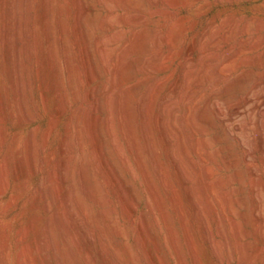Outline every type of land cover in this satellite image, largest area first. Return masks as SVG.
Returning a JSON list of instances; mask_svg holds the SVG:
<instances>
[{
	"label": "bare ground",
	"instance_id": "1",
	"mask_svg": "<svg viewBox=\"0 0 264 264\" xmlns=\"http://www.w3.org/2000/svg\"><path fill=\"white\" fill-rule=\"evenodd\" d=\"M32 1L33 0H0L2 7L1 13H3L1 17L2 28L0 33V46L5 55V58H2L6 61L5 74H7L10 81V91H12L11 96L13 97L12 101L15 103L14 106L17 110L15 108L14 109L18 112V121L21 125H29V123L33 120L30 115L31 113H29L26 106L27 89H25L26 84H24L23 75L26 71L33 68L35 63L38 67V69L35 68L38 70V73L45 67L48 70L46 75L50 84L49 82L46 83L44 79L45 76L39 81L40 83L38 81L37 82L40 86H43V89L41 90L44 91H47V84H49L52 93L56 97L57 104L54 109V116L51 115L53 116V119H57L64 115V112L67 109L68 96L66 94V88L76 90L79 82V68L71 67L68 56V48L65 42L66 38H63V35L65 34V26L63 23V17L66 12L65 6L57 4L58 2L56 3V0H39L38 24L41 32L40 37H38L37 30L31 26L28 16ZM92 1H102L105 5V9L108 10L107 12L109 13L102 17L99 13L95 14L93 8L86 5L85 0H71L75 10V13L73 14V32L71 34H73V39H75L77 44L76 46H78L77 48L79 49L80 56L78 55V57L80 58V68L82 69L84 81L90 88L86 92L83 99L87 103V107L78 108L75 113V122L70 120L71 122H69L66 130L67 134L59 148L61 153L60 159L57 164H55V170L53 168L54 172L50 173L52 175L48 173L50 176H46L47 178L45 179L46 188L57 192L58 196L56 198L60 199V206L58 212H54L55 214L53 213L52 217L48 216L50 219L48 218L49 220L47 219V222L42 226V228L35 233V239L33 238L31 240L32 242L36 241L39 244L40 249L38 248L34 250L36 255H38L37 259L40 264H60L62 262L63 264H70L68 262L70 254L68 257H65L68 255L67 253L69 251H66V254L64 255V250L67 247V243H65L66 234L69 236L72 243H75V245L81 241H83V243L86 242L87 245V243L90 244L94 239H96L99 248L98 253L102 258L101 263H124L122 255H125V253L123 254V251L116 247L113 243L115 241L112 240V234H120L121 229H119L114 222L113 213L110 210H103L102 213L97 211L99 213L95 214L94 209V212L91 209L92 203L95 204L100 201L104 204V198L106 197H102V194H99L101 191L98 192L101 184L96 185L94 183L96 181V179H94L96 174L93 172L92 159L96 162L95 168L99 172L102 182L106 185L113 184V186L116 187L119 200L121 202H125V200L129 198L128 197L126 199V195L129 193V190L126 189V184L123 185L122 183L119 175L121 172L118 174L115 171L116 167L114 168L113 166L115 162L112 164V161L110 162L107 160L104 154V148H110L111 146H113V148L117 147L118 141L116 139L117 137L114 126L115 117L118 116V119L122 122L124 130L129 129L128 119L131 115L129 107L131 96L128 99V94H125L127 91L124 92L122 88L126 82L132 79L135 67L132 64H125L126 59L134 52L141 55L145 54L147 52V48L152 46L156 50L150 57L143 60L141 69L147 74L151 72L156 73L159 68V61L162 57V53L160 52L161 36L158 35L154 38L150 37L148 35V29L143 31L142 29L139 31L135 30L131 33V39L118 49L116 55H114L116 46L112 48V45L118 44L123 39L124 32L121 30L122 28L129 29L145 26L147 24L144 16L146 10L157 6L159 0ZM14 3H17L15 4L18 6L17 11L14 10ZM34 4L35 3H33V5ZM117 9H120L122 13H116L115 11ZM128 11L135 12V14L127 16ZM93 13L95 17L90 20V16ZM32 25H34V23ZM113 26H118L120 29L107 34V31ZM94 30L104 32V35L100 38H95L92 36ZM232 34H234V32L230 30L220 38L221 40H224L223 38L225 36H230ZM213 36L211 39H214L217 35H215L214 38ZM38 38H40L39 43L42 56H40V62L36 60V62L32 64V57L33 55L35 56L34 46ZM145 41H148V44H146ZM262 43H264L262 40H253L249 36L240 43L236 50L230 49L228 55L219 64L216 75L214 76V79L217 80V84L219 80L223 81V90L215 92L212 96L208 95L210 99L207 97V113L212 111L213 114H215L214 117L218 118V120L224 124L223 127H227L226 131L228 130L229 134L226 136L229 138L233 135L235 137L234 139L237 138L236 140L240 143V145L238 143L240 146V148L238 147L240 154L235 158V160L231 159L228 153L224 155L225 157L222 164L224 166L225 176L220 183H216L215 186L212 184V190L210 191L211 194L215 195V201L220 209V214L216 212L215 207H213V205L207 200V186L202 187L199 180H197L194 185V193L196 192L195 195L198 196L197 199H199V205L198 207L196 206L195 219L200 220L201 218L207 217L208 214L211 218V222L215 224L214 229L216 228V234L213 236L212 233V236L209 237V243L210 248L213 250L215 262L217 264H264V47L261 46ZM23 54H26L27 56L25 60L26 65L22 58ZM96 55L102 62L103 66L106 68L111 67L110 71L105 70L106 72H110V77L106 84L100 85V87L97 88H91L94 81L97 79L98 74V68L95 61ZM204 67H206L205 63L202 64L201 69H199V73L183 78V97L186 102L191 101L193 97V88L199 84L200 75L203 72ZM232 71H237L238 73L234 77H230ZM38 73L36 74L37 76ZM208 74L209 66L207 64V80H213L215 83V80L209 78ZM143 85H145V89L142 95H139L141 92L138 91L141 86H135V88L131 89L130 92L128 91V93L129 95H132L133 93L134 96H136V98L132 97L135 99L134 104L137 106L140 114L139 116H141L138 117L139 119H142L141 130L144 133V138L146 140V149L152 158V167L154 166L153 168L158 173L159 182H161L162 188H164L163 190H165L166 194L169 196L168 199L173 206H178L175 205V203H177L175 201L176 197L173 196L174 193H171L172 191H170L169 183L166 184L168 181H165L166 178L164 177L166 175H163L162 173L163 170H161V165H159L157 161L156 149L151 139L152 130H155L158 124H161L162 127L160 128V131L162 138L165 140L164 142H166V140L168 141L169 138L177 139V147L173 150L172 156L178 157L180 161L182 160L180 163V169H182L183 172H187V169L184 168L185 164H189V166L193 169L192 163L186 161L188 156L183 147V139L177 123V107L174 104L165 102L161 107V114H154L153 106L155 105L154 102H156V94L161 88L160 80L156 79V81L152 80V82L148 80L145 81ZM239 88L242 89V93L238 96H232L231 93ZM7 96L8 95H6V97ZM7 99L8 98L5 100ZM8 104L9 103L6 104L7 107L10 106H8ZM0 105H2V102ZM7 107L6 109H8ZM1 109H3V106ZM134 111L136 114L137 110ZM1 112H4V110H1L0 113ZM131 112L133 113V110ZM198 115L187 112L184 117V122L192 123L197 120ZM18 116L16 117L18 118ZM4 117H6V115ZM209 127H211V124L207 122V129ZM128 132L129 131H127V133ZM100 133L104 134V136H106L109 140V142L106 143V146L104 145L105 143L103 144L100 141V138L102 139V137H100ZM14 137L16 138V136ZM33 138L32 131L29 133V137L25 141L26 147L24 148L26 149V155L23 153L25 157H16L18 161L14 170H11V172H14L13 175L17 181L22 177L36 173V161L34 160L36 155L34 156L35 147L33 146ZM86 139L88 141L87 143H89L88 145L91 147V153L85 149ZM212 142H214L213 139H207V160L210 162L212 161V158H214L212 152L208 151L209 144ZM165 146L166 145H164V148ZM13 147L14 146H12V148ZM74 148L76 149V155L74 154L72 156ZM23 149L20 152L25 150ZM3 168L6 169L5 167ZM174 168L176 171L175 174H178L177 172L179 171V166L177 165ZM182 179L184 178H181V180ZM185 180H187V178ZM185 180L183 181V184L186 183ZM2 183L4 182H1L0 178V195L4 192L2 189ZM21 183L23 184V179ZM19 185L21 186V184ZM218 188H220V191H218ZM44 189L40 188V190H38L39 192L37 194V198H35L34 195L37 204H41L44 201ZM192 197H190V199ZM128 203L125 205L128 206ZM42 207L43 209H46L48 206L42 204ZM35 208H37V206H35ZM127 208L133 212V206L129 205ZM176 208L174 207L175 210ZM193 209L195 210V208ZM162 214L164 213L162 212ZM178 214L180 220L184 222L186 219L184 220L183 213L182 215L181 213ZM34 220H32V222H34ZM79 220L81 221L79 222ZM136 227L139 236L143 237L142 241L145 245L144 248L148 251L147 253L149 257L152 260H155L157 255L154 253L155 250L151 248L154 242L149 238L145 222L139 223ZM166 227H168V225ZM171 227L170 229L172 230ZM184 227H186V224ZM37 229L38 228H36V230ZM171 230L167 233L172 238L168 237L173 240L172 242L170 240V242L176 247L177 241L172 236ZM184 231L187 232V229ZM1 242L2 240L0 239V264H5L3 256L4 252H2L4 249L2 250ZM188 242H190V240H188L187 243ZM67 249L69 248L67 247ZM190 249L192 259H194L195 264H198L191 247ZM38 250H40V254L37 253ZM85 250H87L88 255L93 256L95 253V249L92 246L86 248ZM50 251L52 254H49ZM19 253H17V256L19 255L18 263L26 264V258H28L29 255L28 257L25 255V258L23 253ZM176 253L179 258V264H183V261L181 260L182 263L180 261V253H178L177 248ZM84 256L85 255H83V257ZM86 259L88 260V256ZM59 260L62 262H59ZM73 261H71V263H73ZM161 261L162 260H160L159 263ZM93 264H96V262Z\"/></svg>",
	"mask_w": 264,
	"mask_h": 264
},
{
	"label": "rangeland",
	"instance_id": "2",
	"mask_svg": "<svg viewBox=\"0 0 264 264\" xmlns=\"http://www.w3.org/2000/svg\"><path fill=\"white\" fill-rule=\"evenodd\" d=\"M33 1L31 3L28 16L31 26L37 30L38 37H40L41 31L38 24L39 0ZM62 1L56 0V3L58 2L57 4L65 6L66 8V12L63 17V23L65 26V34L63 35V38L67 39H65V42L68 48V56L71 67L79 68V82L76 90H70V88H66V94L68 96V110L66 109L64 115L57 118L58 120L56 118L53 119L55 111L54 109L57 101L55 95L50 89V82L48 81L49 79L46 75L48 70L46 67L43 68L42 71L45 73L40 71V75V72L38 73V70H36L38 67L35 63L34 67L29 70L30 72L26 71L23 75V81L25 82L24 84H26L25 89H27L26 106L29 113H31L30 115L33 120L31 123H29V125H21L19 123L18 112L15 111V103L12 101L13 97L11 96L12 91H10V81L7 74H5L6 61L3 59L5 58V55L4 51H2L3 49L0 46V101L2 102L0 107L2 108L3 106V109L0 108V111L4 110V112L0 113V115L2 114L0 117V119L2 118L0 120V178L1 182H4L2 183V189L4 192H2L0 195V239L2 240V250L4 249L2 252H4L3 256L5 264H19V255L17 256V253L19 252L23 253V255H26L27 257L29 255L28 258L25 256L26 264H40L37 259L38 255H36L35 252L36 249H40L39 244L36 241L32 242L31 240L35 237V233H37V231L40 230L47 222V219L52 217L54 212L59 211L60 206V199L56 198L58 196L57 192L55 190L46 188L45 179L47 178L46 176L52 175L50 173L54 172L56 166L55 164H57L60 159L61 153L59 148L67 134L66 130L69 122H75L76 120V110L78 108L80 109V107H87V103L83 99L90 87H88L84 81L82 69L80 68V58L78 57L79 49L77 48L78 46H76L77 44L75 39H73V34H71L73 32L72 25L74 17L73 14L75 13V10L71 0ZM33 3L35 4L33 5ZM85 3L90 8H93L95 14L99 13L102 17L109 13L107 12L108 10L105 9V5L102 1L85 0ZM15 4L17 3H14V10L17 11L18 6ZM1 8L2 7L0 3V33L2 28L1 17L3 14L1 13ZM115 12L122 13L120 9H117ZM94 13L90 16V20L95 17ZM134 14L135 12L132 11L127 12V16H132ZM144 16L147 23L145 26L121 29L124 32L123 39L118 44L112 45V48L116 46L114 55H116V52L122 45L131 39L130 36H132L131 33H133V31H139L141 29L143 31L148 29V35L150 37L154 38L158 35L161 36L160 52L162 53V57L159 61V68L157 72L155 71L156 73L151 72L148 74L141 69L143 60L150 57L156 50L152 46L147 48V52L145 54L141 55L134 52L128 56L125 64H132L135 67V72L132 76V79L126 82L122 88L124 92L127 91L125 94H128V99L131 96L129 107L131 111L133 110V113L130 111L131 115L128 119L129 129L124 130L122 122H120L118 116L114 118V126L117 137L116 139L118 141L116 148H113V146L110 148L105 147L109 140L106 136H104V134L100 133V137H102V139L100 138V141L103 144L105 143L104 154L107 160L110 162L112 161V164L115 162V164H113L114 168L116 167L115 171L118 174L121 172L119 175L121 177L122 183L123 185L126 184L125 187L129 190V193L126 195V199L128 197L129 198L125 200V202H121L119 200L116 187H114L113 184L109 183L110 185H106L104 182H102L100 174L95 168L96 162L94 159H92L93 172L97 175H95L96 178L94 177V179L99 182L98 183L95 181L94 183L96 185L101 184L100 186L102 188L99 187L100 189L98 192L101 191L102 193L99 192V194H102V197H106L104 198V204L100 201L96 202L95 204L90 203L92 206L91 209L92 211L94 209L95 214L99 212L102 213L103 210H110L113 213L114 222L118 228H121L122 230L120 229V234H112V240L116 242H113L115 246L123 251V254L125 253V255H122V260L124 262L123 264H158L160 260L162 261L159 264H179L176 248L178 253H180V261L182 260L183 264H195L194 259H192L190 247L196 256L198 264H217L215 262L213 250L210 248L209 243V237L212 236V233L213 236L216 234V228L214 229L215 224L211 222V218L208 216V214L207 217L201 218L200 220L195 219V211L199 205V199H197L198 196L195 195L196 192L194 193V185L195 182L199 180L202 187L207 186V200L213 205V207H215L216 212L220 214V209L215 201V195L211 194L210 191L212 190V184L215 186L216 183H220L225 176L224 166L222 164L225 157L224 155L228 153L231 159L235 160V158L240 154L238 149V147L240 148V143L236 140L237 138L234 139L235 137L233 135H231L233 138H228L226 136L229 134L228 130L226 131L227 127H223L224 124H222L218 118L214 117L215 114H213L212 111L207 113V100L210 99L208 95L212 96L215 92L223 90V81L219 80L217 84V80L214 79V76L216 75L219 64L228 55L230 49L236 50L240 43L249 36L253 40H262L264 42V0H159L158 5L147 9ZM33 23L34 25H32ZM119 29L120 28L118 26H113L107 31L108 33H106L110 34L113 31ZM230 30H232L234 34L225 36L223 38L224 40H221L220 37ZM103 35L104 32L98 30H94L92 33V36L95 38H100ZM215 35L217 36L215 37ZM212 36L213 38L215 37L214 39L216 40L211 39ZM39 40L40 38L37 39V42L34 46V54L37 59L33 55L32 64H34L36 60L39 62L41 60L40 56H42V52L40 50L41 47ZM145 43L148 44V41H145ZM261 46L264 47V43H262ZM26 57V54L22 55L24 61L26 60ZM95 61L98 68V74L97 79L94 81L91 88H97L100 87V85L106 84L110 77V72L106 71H110L111 67L106 68L103 66L97 55L95 56ZM24 63L26 65V61ZM203 63L206 64V67H204L203 72L200 75L199 84L193 88V97L191 101L186 102L183 97V78L199 73V69H201ZM207 64L209 66V78L214 79L215 83L213 80L212 81L213 84L216 85H213L212 81L207 80ZM36 72L38 73V76L36 75ZM237 73V71H232L230 77H234ZM43 78L45 79L46 83L49 82V84H47V91L41 90L43 89V86H40L39 84V81ZM156 79L160 80L161 88L156 94L157 97H155L156 102H154L155 105L153 106L154 114H161V107L165 102L176 105L177 123L181 132V137L183 139V147L186 150L188 156L186 161L191 162L193 165L192 169L189 164H185L184 168L187 169V172H183V170L180 169V163L182 160L180 161L178 157L172 156L173 150L177 147V139L169 138L168 141L166 140V142H164L165 140L162 138L160 131L162 126L161 124H158L157 128L155 130L153 129L151 132V139L156 149L157 161L159 165H161V170H163V172H161L163 175H166L164 177L166 178L165 181H168L166 184L169 183L170 191H172L171 193H174L173 196L176 197L175 201L177 203H175V205L178 206H173V204L170 202L168 199L169 196L166 194L165 190H163L164 188H162L161 182H159L160 180L158 179V173L153 168L154 166L152 167V158L146 149V140L144 138V133L141 130L142 119H139L141 116H139L140 114L138 112L137 106L134 104V98H136V96H134L132 91V95H129L128 93V91L130 92V90L135 88V86H141V88L139 87L138 89V91L141 93H138L139 95H142L145 89V85H143L145 81L149 80L152 82V80L156 81ZM240 93H242V89L239 88L238 90L233 91L231 95L238 96ZM6 95L8 96L6 97ZM6 98L8 99L5 100ZM7 103H9V107H7ZM6 107L8 109H6ZM134 110H137L136 114ZM187 112L195 115L199 114L197 120L192 123L184 122V117ZM5 115L6 117H4ZM16 116H18V118ZM207 122L211 124V127L208 129ZM32 131L34 137L33 146L35 147L34 156L36 155V157H34V160L36 161V173L22 177L17 181L13 175L14 172H11V170H14L18 161L17 158L25 157V141L29 137V133ZM127 131L129 132L127 133ZM14 136H16V138ZM207 139L214 140V142L210 143L208 147V151L212 152L214 156L211 162L207 160ZM87 142L88 141L86 139L85 149L91 153V147ZM163 144L166 145V149L164 148ZM12 146H14V149ZM22 149L24 151L20 152ZM15 152H18L19 154ZM72 152V156L74 154L76 155L75 148ZM177 165L179 166V171L177 172L178 174H175L176 171L174 167ZM181 178L184 179L181 180ZM186 178L187 180H185ZM22 179L23 184L21 183ZM184 180L186 182L185 184H183ZM19 184H21L22 187ZM40 188L44 189L43 193H45V198L43 203L37 204L35 198H37V194L39 192L38 190H40ZM218 191H220V188H218ZM190 197L192 198L190 199ZM127 203L133 206V212L127 208L129 206H126ZM42 204H45L48 207L43 209ZM32 205L37 206V208ZM174 207H177L178 209L176 208L175 210ZM193 208H195V210ZM162 212L164 214H162ZM178 213H181V215L183 213V218L184 220L186 219V222L180 220ZM32 220H34V222H32ZM80 221L81 220H79V222ZM141 222H145L148 229L149 238L154 242V244H152V246H154H151V248L155 250L154 253L157 255L155 260H152L149 257L147 253L148 251L146 248H144L145 245L142 241L143 237H140L137 233L136 226ZM185 224L186 227H184ZM167 225L169 228L166 227ZM170 227L175 232H173ZM36 228L38 229L36 230ZM184 228L187 229V232L184 231ZM169 230H171L172 236L177 241L176 247L173 245V243H171L173 240L170 239L172 237H170L168 234ZM183 236H186L187 240L186 237ZM65 238V243H67L66 246L69 249L66 247L64 250V255L66 254V251H69L67 253L68 255L65 257H68L70 254L68 257V262L70 264H93L94 262H96V264H103V262L101 263L102 258L98 253L99 248L96 239H94L90 244L87 243V246L86 242H84V245L83 241L76 243L75 245V243H72V241L69 239L67 234ZM137 238L141 241H139ZM188 240H190V242L187 243ZM91 246L95 249L93 256L88 255L87 250H85ZM37 253L40 254V250H38ZM49 254H52V252L50 251ZM83 255L85 256L83 257ZM87 256L89 261L86 259ZM71 261H73V263H71ZM59 262L62 261L59 260ZM60 264H63V262Z\"/></svg>",
	"mask_w": 264,
	"mask_h": 264
}]
</instances>
